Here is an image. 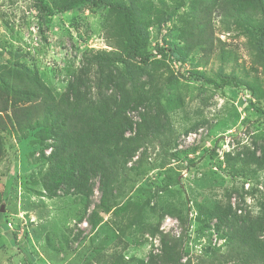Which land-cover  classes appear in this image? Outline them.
I'll return each instance as SVG.
<instances>
[{"label": "rangeland", "instance_id": "374dc122", "mask_svg": "<svg viewBox=\"0 0 264 264\" xmlns=\"http://www.w3.org/2000/svg\"><path fill=\"white\" fill-rule=\"evenodd\" d=\"M187 12L185 4L161 22L153 15L149 64L138 61L135 73L139 90L162 106V134L148 133L125 165L111 212L96 209L98 178L88 183L92 193L59 190L50 196L41 177L51 149L43 153L32 135L2 136L0 264H168L163 243L179 264H199L228 250L229 229L210 218L211 211L220 209L230 223L264 218V60L257 49L262 17L253 14L240 26L216 18V36L236 54L235 62L223 63L217 49L209 55L200 46L185 50V61L170 51L161 55L184 46ZM107 15V8L89 3L50 15L34 0H0V66L38 72L60 98L97 52L113 51ZM94 67L93 97H118L113 87H99ZM193 71L212 82L196 80ZM256 83L261 93L253 97L247 86ZM140 113L127 117L136 124Z\"/></svg>", "mask_w": 264, "mask_h": 264}, {"label": "trees", "instance_id": "16d2710c", "mask_svg": "<svg viewBox=\"0 0 264 264\" xmlns=\"http://www.w3.org/2000/svg\"><path fill=\"white\" fill-rule=\"evenodd\" d=\"M34 1L50 15L67 13L88 3L107 8L109 46L113 51L97 52L94 60L74 75L60 98L52 93L38 72L0 66V159L4 155V134L32 135L36 139L34 143L42 146L43 153L51 149L45 158L47 169L41 177L46 192L52 197L57 196L59 190L66 195L92 193L88 183L98 178L101 198L96 209L103 213L117 206L116 184L125 165L144 145L146 135L162 134V106L148 92L139 90L135 73L140 69L138 61L144 66L149 64L148 31L155 24L153 15L161 22L171 8L185 4L188 8L181 33L184 46L162 49L161 55L166 57L170 51L174 57L185 61V50L191 52L200 46L205 47L209 55L217 49L216 57L223 63L235 62L238 58L233 51H227L224 42L216 36V18L220 22L233 20V24L240 26L239 22L248 21L253 14L260 15L257 49L264 60V0H50V4L48 0ZM94 66L100 77L99 87H113L118 97H93L95 81L89 77ZM191 76L212 82L202 72L193 71ZM224 77L228 80L225 83H231L228 76ZM247 88L253 97L261 93L257 83ZM154 109L159 112L152 117ZM140 110H143L141 122L134 124L127 113ZM132 131L135 135L127 136ZM48 141L52 144H47ZM209 216L227 225L228 250L226 254L204 258L199 264H264V240H261L264 218L230 223L228 215L221 216L220 209L211 211ZM163 253L165 262L179 264L167 243H163Z\"/></svg>", "mask_w": 264, "mask_h": 264}, {"label": "water", "instance_id": "95a60500", "mask_svg": "<svg viewBox=\"0 0 264 264\" xmlns=\"http://www.w3.org/2000/svg\"><path fill=\"white\" fill-rule=\"evenodd\" d=\"M3 209V208H2ZM3 211V210H2Z\"/></svg>", "mask_w": 264, "mask_h": 264}]
</instances>
